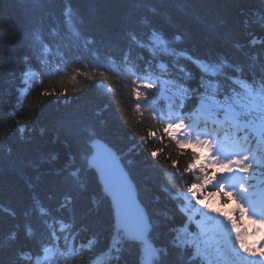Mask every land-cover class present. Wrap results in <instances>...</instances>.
<instances>
[{
  "label": "trees",
  "instance_id": "trees-1",
  "mask_svg": "<svg viewBox=\"0 0 264 264\" xmlns=\"http://www.w3.org/2000/svg\"><path fill=\"white\" fill-rule=\"evenodd\" d=\"M255 94L264 0H0V264H141L87 166L93 138L136 185L147 264H255L205 142L171 130L199 99Z\"/></svg>",
  "mask_w": 264,
  "mask_h": 264
},
{
  "label": "water",
  "instance_id": "water-1",
  "mask_svg": "<svg viewBox=\"0 0 264 264\" xmlns=\"http://www.w3.org/2000/svg\"><path fill=\"white\" fill-rule=\"evenodd\" d=\"M88 165L94 170L101 191L107 196L117 231L132 241L144 240L150 230L148 215L137 196V188L117 152L105 141H88ZM146 245L142 247V255Z\"/></svg>",
  "mask_w": 264,
  "mask_h": 264
},
{
  "label": "bare ground",
  "instance_id": "bare-ground-1",
  "mask_svg": "<svg viewBox=\"0 0 264 264\" xmlns=\"http://www.w3.org/2000/svg\"><path fill=\"white\" fill-rule=\"evenodd\" d=\"M51 33L53 34V32L51 31ZM51 44H52V46H53V48H54V51H57V49H58V46H59V44H57L56 42H51ZM98 184H99V182H98ZM100 185V184H99ZM106 196V195H105Z\"/></svg>",
  "mask_w": 264,
  "mask_h": 264
},
{
  "label": "rangeland",
  "instance_id": "rangeland-1",
  "mask_svg": "<svg viewBox=\"0 0 264 264\" xmlns=\"http://www.w3.org/2000/svg\"><path fill=\"white\" fill-rule=\"evenodd\" d=\"M210 149H212V148H210Z\"/></svg>",
  "mask_w": 264,
  "mask_h": 264
}]
</instances>
